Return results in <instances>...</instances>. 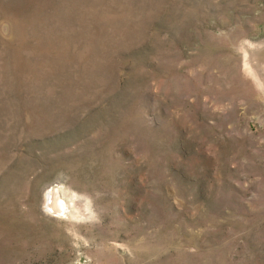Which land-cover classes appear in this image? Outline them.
Returning a JSON list of instances; mask_svg holds the SVG:
<instances>
[{
	"label": "rangeland",
	"instance_id": "374dc122",
	"mask_svg": "<svg viewBox=\"0 0 264 264\" xmlns=\"http://www.w3.org/2000/svg\"><path fill=\"white\" fill-rule=\"evenodd\" d=\"M0 264H264V0H0Z\"/></svg>",
	"mask_w": 264,
	"mask_h": 264
},
{
	"label": "bare ground",
	"instance_id": "6f19581e",
	"mask_svg": "<svg viewBox=\"0 0 264 264\" xmlns=\"http://www.w3.org/2000/svg\"><path fill=\"white\" fill-rule=\"evenodd\" d=\"M65 200L67 205L64 202ZM74 200H75V195L69 193L67 194L66 192L60 189L59 191H54L51 194L48 207L51 212H56L61 208V211H63L64 214H66V212L68 211L70 217L77 218L78 212L75 211L74 203H73ZM84 212L89 213V208L87 205H85Z\"/></svg>",
	"mask_w": 264,
	"mask_h": 264
}]
</instances>
